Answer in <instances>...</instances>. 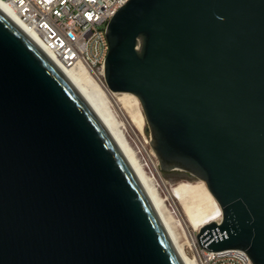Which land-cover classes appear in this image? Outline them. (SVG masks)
Wrapping results in <instances>:
<instances>
[{"label":"water","instance_id":"water-1","mask_svg":"<svg viewBox=\"0 0 264 264\" xmlns=\"http://www.w3.org/2000/svg\"><path fill=\"white\" fill-rule=\"evenodd\" d=\"M105 81L141 103L166 172L206 182L198 238L264 264V0H128ZM0 264H185L111 130L0 4Z\"/></svg>","mask_w":264,"mask_h":264},{"label":"built area","instance_id":"built-area-1","mask_svg":"<svg viewBox=\"0 0 264 264\" xmlns=\"http://www.w3.org/2000/svg\"><path fill=\"white\" fill-rule=\"evenodd\" d=\"M0 1L11 8L58 62L65 66L80 63L98 83L106 85L108 22L128 0ZM146 141L150 144L151 139ZM154 158L157 159L155 153ZM145 166L151 168L147 159ZM203 257V264H253L243 249L206 250Z\"/></svg>","mask_w":264,"mask_h":264},{"label":"bare ground","instance_id":"bare-ground-1","mask_svg":"<svg viewBox=\"0 0 264 264\" xmlns=\"http://www.w3.org/2000/svg\"><path fill=\"white\" fill-rule=\"evenodd\" d=\"M0 4L22 26L27 29V27L18 19V17L14 14V12L7 4L1 1ZM27 30L29 31V29ZM34 37L38 40L36 36ZM61 66L70 74L79 88L87 95V97L93 103V105L111 130L112 134L118 141L120 147L127 156L130 164L136 171L139 179L143 183L155 207L157 208L163 220V223L170 235V238L173 241L183 262L185 264H198L197 260L194 257H190L187 254L186 240L184 239L182 233L179 231V226L182 225L184 230L187 227L186 225H184L185 223L189 224V227H193L195 233L193 231H190L189 229V235L195 242L198 238L196 232L198 233L203 227L213 222L219 223L221 221V206L208 188L206 182L202 179H199L197 182L185 180L174 184L169 189V197L179 204V212L181 213L185 221V223H183L184 221L181 218L178 219L173 214V211L167 203V198H164L161 195L154 177L148 173L145 164L142 163L141 159L138 156V153L128 141L125 131L122 128V123L115 118L109 103V94L118 95V103L122 104L121 108L128 113L133 126L142 130L145 125V115L141 108L139 98L135 94L130 92L110 91L107 85L104 86L98 83L80 63L75 66H65L63 64H61ZM149 156L152 159V165H154L153 167H155V169L159 173V176H161L158 169L159 162L157 163V160L154 158V153L150 152ZM184 233H188L187 229Z\"/></svg>","mask_w":264,"mask_h":264},{"label":"rangeland","instance_id":"rangeland-1","mask_svg":"<svg viewBox=\"0 0 264 264\" xmlns=\"http://www.w3.org/2000/svg\"><path fill=\"white\" fill-rule=\"evenodd\" d=\"M109 97H110V99H109L110 107L114 113L115 118L122 123V128L125 131V134L128 138V141L130 142L132 147L138 153V156L141 159L143 164H145L146 159L148 160V162L151 166V168H148L147 166H145L148 173L154 177L161 195L164 198H167V203L169 204V207L173 211V214L175 215V217L178 219L181 218L184 221L181 213L179 212V210H180L179 204L175 200H173L169 197V189L174 184H176L180 181L189 180L192 182H197L199 180V178H196V177L191 178V177H188L187 175H184V174L182 175L180 172H170V173L166 172L164 169H162L160 163H158L159 160L157 158L156 160L158 163V169H159V172L161 175V176H159V173L155 169V167H153L154 165H152L153 163L151 162L150 156H149V153L151 151H153L152 146H151V144H148L145 142L146 139L150 140V132L147 130L148 129V123L146 121V118H145V125H144L143 129L140 130V129L136 128L131 123L128 113L121 108L122 104L118 103L119 96L109 94ZM141 108H142V106H141ZM140 150H141V152H140ZM183 223H185V221ZM184 225L187 226L186 229H187L188 233L187 234L184 233L186 231V229L184 230L182 225L179 226V231L182 233V235L184 236V239L186 240L187 254L190 257H194L197 260L198 264H203V262H204L203 255L207 249L202 246V244L198 238L194 242L192 240V237H190L189 229H190V231H193L195 233V230H193V227H191V226L189 227V224H187V223H185ZM199 233H200V231L198 233L196 232L197 236Z\"/></svg>","mask_w":264,"mask_h":264}]
</instances>
